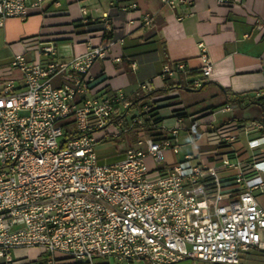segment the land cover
Listing matches in <instances>:
<instances>
[{"label": "built area", "instance_id": "obj_1", "mask_svg": "<svg viewBox=\"0 0 264 264\" xmlns=\"http://www.w3.org/2000/svg\"><path fill=\"white\" fill-rule=\"evenodd\" d=\"M42 1L0 0V27L10 17L25 18L29 7ZM162 1L175 6V0ZM110 5L121 11L138 7L134 0H110ZM113 20L102 15L92 21L103 37L97 43L89 39L81 54L58 59L53 42L39 41L44 62L24 54L10 61L22 83L17 87L9 79L0 91V259L4 264H33L12 251L34 246L50 255L44 264H56L55 254L78 264H95V257L148 264L184 258L237 264L249 247L264 249V206L252 193V188L264 186V179L248 183L264 174V122L250 120L235 127L259 132L249 141L250 159L226 146L215 150L211 163L185 154L165 169H151L148 160L160 162L164 149L178 152L172 138L180 128L201 126L205 134L218 113L244 102L187 114L176 90L152 95L136 110L122 91L90 95L99 77L92 65L108 55L114 42ZM141 21L150 23L149 14L142 13ZM199 44V69L208 77L212 60ZM184 68L182 61L163 64L161 75ZM192 83L201 86L198 79ZM162 107L168 111L157 128L165 137L139 136L120 158L99 161L97 142L122 133V125L123 131L151 126L153 113ZM184 116L190 125L182 124ZM110 122L116 130L103 129ZM235 135L223 132L221 142L227 144ZM225 168L235 173L220 176L218 170Z\"/></svg>", "mask_w": 264, "mask_h": 264}, {"label": "crops", "instance_id": "obj_2", "mask_svg": "<svg viewBox=\"0 0 264 264\" xmlns=\"http://www.w3.org/2000/svg\"><path fill=\"white\" fill-rule=\"evenodd\" d=\"M134 1L137 9L121 11L112 7L110 0H43L39 5L29 7L28 15L20 18L22 23L17 17L8 18L0 27V91L9 79H13L17 87L22 83L21 73L10 65L15 54H24L30 61L44 62L47 56L39 52V41L53 42L58 59L81 54L89 39L97 43L103 37L92 21L102 15H112L114 42L108 55L92 65V72L99 77L90 95L122 91L128 97H134L168 86L173 88L154 95L176 90L187 114L202 113L226 102H244L243 106H235L229 112L218 113L215 120L205 126V134H202L201 126L180 128L172 138L178 152L164 149L160 162L148 160L150 168L165 169L185 154H191L198 162L211 163L215 150L226 146L234 148L241 159H250L249 141L259 132L236 130L235 127L250 120L264 122V0H230V4H219L217 0H191L190 3L175 0L174 7L162 0ZM142 13L149 14L150 23L141 21ZM120 38L123 41H119ZM200 42L212 60L208 77H203L199 69ZM179 61L185 64L183 70L172 76L161 75L163 64L173 65ZM195 79L201 81V86H193ZM59 80L56 78L54 82L59 83ZM238 96L240 100L233 101ZM167 111L162 107L154 112L150 119L152 125L155 118H160L154 123L157 127ZM182 124L190 125L189 118L184 116ZM147 127L150 126L131 129L130 144L139 136H151ZM151 132L160 133V137L167 135L161 128ZM223 132L236 135L223 144ZM122 154L123 151L120 156ZM218 172L220 176H227L235 170L225 168ZM260 179H264V174L248 183L254 184ZM252 193L264 206V186L252 188ZM31 249L38 253V257L30 259L33 264H44L48 257L39 259V254L45 251L41 247L26 248ZM54 258L56 264H78L61 254H55ZM108 259L95 257L94 263L107 264ZM114 261L148 264L145 260ZM172 264L226 263L184 258ZM237 264H264V249L249 247L240 253Z\"/></svg>", "mask_w": 264, "mask_h": 264}, {"label": "rangeland", "instance_id": "obj_3", "mask_svg": "<svg viewBox=\"0 0 264 264\" xmlns=\"http://www.w3.org/2000/svg\"><path fill=\"white\" fill-rule=\"evenodd\" d=\"M18 22L22 23L23 21H22V19L20 20V18H18ZM124 127H125V125H122L120 127V129L122 130V133L114 135L113 139L108 140V141H99L96 143L95 150H96V153H97V156H98L100 162H110V161L118 159L119 157H121L120 155H121L122 151L127 146H129L130 141H131L130 137H129L131 134V131L130 130L129 131L128 130L123 131ZM103 129L116 130V127H115L114 123L110 122ZM25 253L27 254L26 258L28 260L35 258V257H38L37 256L38 253L36 252V249H31V250L17 249V250L12 251V255L14 257H16L18 255L25 254ZM39 255H40L39 259H45L47 257H50V255L48 253H45V252H43ZM0 262H3V264H4L3 259H0ZM107 262H108L107 264H121L120 262H116V261H114V259H111V258L108 259Z\"/></svg>", "mask_w": 264, "mask_h": 264}, {"label": "trees", "instance_id": "obj_4", "mask_svg": "<svg viewBox=\"0 0 264 264\" xmlns=\"http://www.w3.org/2000/svg\"><path fill=\"white\" fill-rule=\"evenodd\" d=\"M205 84V83H204ZM173 87H164V88H159V89H154L146 94H142V95H139V96H134V97H128L127 95H125V98L129 100V105L130 107H135L137 109H139V106H141V104L143 102H145L148 98H150V96L154 95L155 93H161L163 91H167L169 89H172ZM261 99V98H260ZM234 100H240V97H236L233 99ZM254 101V100H253ZM160 118H155L154 119V123L156 121H158ZM153 123V125H151L150 127H147L146 129L149 131L150 135L154 137V139H160V133L158 132H151L152 130H155L157 127L156 125ZM113 139V136H108L107 138H105L104 140L102 141H108V140H111ZM0 264H3V262H1Z\"/></svg>", "mask_w": 264, "mask_h": 264}]
</instances>
